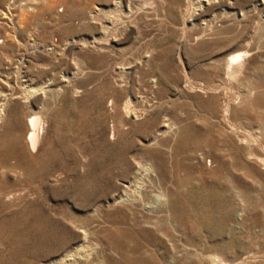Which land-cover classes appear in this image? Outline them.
Segmentation results:
<instances>
[{
    "label": "rangeland",
    "instance_id": "1",
    "mask_svg": "<svg viewBox=\"0 0 264 264\" xmlns=\"http://www.w3.org/2000/svg\"><path fill=\"white\" fill-rule=\"evenodd\" d=\"M203 2L0 0V264H264V0Z\"/></svg>",
    "mask_w": 264,
    "mask_h": 264
},
{
    "label": "bare ground",
    "instance_id": "2",
    "mask_svg": "<svg viewBox=\"0 0 264 264\" xmlns=\"http://www.w3.org/2000/svg\"><path fill=\"white\" fill-rule=\"evenodd\" d=\"M199 5L205 4L203 0H197ZM198 6V5H197ZM202 7V6H201ZM197 8V7H196ZM236 56L233 59H236ZM125 67V66H123ZM130 67V66H129ZM120 68V67H119ZM121 69V68H120ZM125 70V69H124ZM123 75V74H122ZM120 79V78H119ZM122 80V79H121ZM119 81V80H118ZM123 81V80H122ZM121 81V82H122ZM118 84V83H117ZM125 103V102H124ZM131 103V102H130ZM129 103V104H130ZM127 106V105H126ZM132 106V105H131ZM129 107V105H128ZM118 108V107H116ZM124 108H126L124 106ZM130 108V107H129ZM122 112H123V108ZM127 109V108H126ZM126 109L124 112H127ZM115 110V109H114ZM131 110V109H130ZM137 111V109H135ZM129 111V110H128ZM134 111V110H133ZM119 112V111H118ZM123 112V113H124ZM144 112V111H142ZM139 113V112H138ZM133 114V113H132ZM130 115V113H129ZM128 115V117H130ZM139 115H137L138 117ZM135 117V119L137 118ZM125 120V119H124ZM128 120V119H127ZM119 125H126L124 124L123 120H120ZM174 126V125H173ZM27 127V126H26ZM124 127V126H123ZM167 133L171 132L172 125L170 123L166 124ZM121 128V127H120ZM129 128V127H128ZM46 123L43 118L39 115H32L29 119V125L27 128V146L31 151H36L38 146L40 145L44 134H46ZM46 132V133H45ZM166 132V131H165ZM46 136V135H45ZM116 139V137H115ZM206 140V139H205ZM43 145V144H42ZM196 146V145H195ZM202 147V146H201ZM36 153V152H35ZM202 154V153H201ZM168 156V155H167ZM142 158V157H141ZM114 159V158H113ZM142 160V159H141ZM138 161V160H137ZM139 162V161H138ZM137 164V163H136ZM159 166L156 163H138L134 171L132 172V176L129 179H126L123 184V189L121 194L118 196V200L121 202H128L132 207H139L140 209L149 210L151 205L146 201L147 193H150L154 198V202L159 204L165 202L166 198L163 196L162 192H156V190L149 189L147 187L144 188L143 183L140 182L143 176H148L149 178H153V176H157ZM144 178V177H143ZM149 180V179H148ZM223 180V179H222ZM159 181V180H158ZM146 183V182H145ZM149 185V184H148ZM158 185V184H157ZM154 186V185H153ZM152 186V187H153ZM218 188V187H217ZM215 186H209L207 188H199V187H191L189 189L188 195L191 199L198 204L200 208V215L203 216L202 220L209 219L216 212L219 206L225 205L226 200L223 197L222 192H220ZM119 193V192H118ZM3 194V193H2ZM166 194V193H165ZM167 195V194H166ZM174 196L172 195V198ZM173 203L177 205L179 201L173 198ZM155 206V205H154ZM160 206V205H159ZM160 211V210H159ZM148 212V211H147ZM227 214L224 212L222 218H227ZM134 217V216H133ZM134 219V218H133ZM110 220V219H109ZM162 220V219H161ZM111 221V220H110ZM122 223V222H121ZM150 223V218H146L144 220V224ZM125 227V226H124ZM120 229V228H119ZM203 229V228H202ZM127 231V229H125ZM138 230V229H137ZM123 231V230H122ZM83 232V231H82ZM124 232V231H123ZM93 233V232H92ZM86 235V234H85ZM89 235V234H88ZM87 235V236H88ZM110 237V236H109ZM138 237V236H137ZM82 238V237H80ZM86 240V239H85ZM136 240V239H135ZM88 242V241H87ZM88 246V245H87ZM82 244L77 245L75 253L78 254V257L85 259L84 253L82 252ZM86 247V246H85ZM91 247V246H88ZM87 247V248H88ZM87 251V250H86ZM71 254V253H70ZM63 254L61 257L56 258L48 262V264H64L71 260L72 255ZM148 256L146 253L142 251L136 252V258L140 262L147 263ZM79 259V258H78ZM74 260V258L72 259ZM133 260V259H132ZM78 263V262H77Z\"/></svg>",
    "mask_w": 264,
    "mask_h": 264
}]
</instances>
